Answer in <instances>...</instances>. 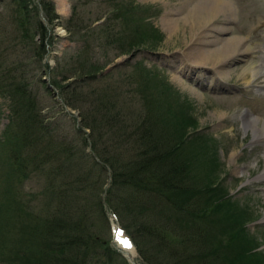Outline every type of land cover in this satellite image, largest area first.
Listing matches in <instances>:
<instances>
[{
	"label": "rangeland",
	"instance_id": "rangeland-1",
	"mask_svg": "<svg viewBox=\"0 0 264 264\" xmlns=\"http://www.w3.org/2000/svg\"><path fill=\"white\" fill-rule=\"evenodd\" d=\"M33 1L50 35L49 41L44 39L46 44L41 60L38 59L36 51L26 46L24 42H18L14 36L13 23L9 16L13 10L12 1L0 0V49L6 50V63L17 60L10 63L16 66L10 76H18L20 67L18 63H25V66L20 68L28 71L26 78L30 75L31 80H26L27 95L30 106L38 110L35 112V121L39 122L33 129V132L37 134L35 137L32 133L29 138L28 133L31 131L22 130L21 120L18 118L14 127H11L10 133L7 132L9 122L6 114L9 103L8 100L0 97V188L3 187L11 192L12 189L16 191L17 201L22 205V210L31 211L42 217L49 211H53L63 201L62 199L55 202L58 199L52 195L57 190L54 185L61 189L60 185L63 186L69 181L72 173L87 172L91 181L98 176L100 183L105 179V184L101 188L104 192L100 194L106 219L102 217V222L99 221L98 208L93 210L87 203L85 206V210L89 209L86 213L87 223L96 235L98 233L102 243H107L105 245L112 251L110 257L116 259V263L124 260L127 264H149L144 256L147 253L154 255L155 249L165 248L169 249L168 251H183L190 263L197 264L193 262L196 255L193 252L196 250L197 246H194L196 243L188 242V237L180 238V233L171 235L170 239L165 238L164 235L162 237L150 235L151 238L147 239L151 244L147 243L145 246L138 244L142 251L146 247V254L137 252L132 238L129 237L130 227L136 226L135 222L128 221L131 215L129 213L124 216L115 215L107 209L104 201L106 199L109 203L119 204L122 189L109 184L112 180L109 167L103 168L102 165L95 164L97 160L92 155V149L100 142L93 137L97 129L93 130V135L90 134L89 129L81 126L79 119L83 116L85 120L86 118L90 120L89 117L94 115L93 128H96V125L104 126L107 122L115 133H124L127 136V131L131 130L142 133L152 116L156 118L160 114L178 116L182 113L187 119V125L183 130L178 131L184 132L185 140L178 151L179 157L182 156L194 165L189 172L195 180L205 182L213 177L219 184L218 194L232 201L233 208L239 207L246 210L245 214L238 219L241 221L240 227L237 225V214L231 219L226 229L229 234L237 230L252 238L250 244L239 238L240 242L237 246L244 248L250 247L251 244L258 245L254 250L263 253L264 261V177L260 176L264 172V135L253 138L252 131L244 126L242 116L245 112L256 120L258 118V126L264 120V72L261 71L255 75L247 74L245 78L241 74L250 60L258 59L257 61L264 64V0H230L234 8L231 14L233 18L229 19V22L224 20L223 15H217L214 18L213 23L221 25L225 22L228 27L221 37L244 39L246 44L254 47L251 55L246 57L237 55L229 59L226 69H221L224 72L223 75L218 79L211 75L214 68L208 67L207 71V67H193L192 73L188 68L190 73L183 69L178 72L176 69L183 63L190 65L195 59L200 60L198 55H190L189 50L192 51L196 47V45L193 46V42L206 39L203 37L206 33L204 26H189L184 23V26L177 28L176 33H173L175 26L172 22L168 21L169 26L166 25L165 13L170 12L169 17L172 18L173 14L183 8L185 0H49L54 13L59 17L54 24L46 22L38 0ZM69 17H71V27L77 19V25H80L79 28L83 31L69 33L63 26L64 20ZM172 25L174 27H171ZM132 27L139 35V43L134 47V51L119 53L115 44L110 45V43L108 46L103 44V36L110 32L121 36L126 42L133 32ZM84 31L91 33L89 40L92 43L89 45L87 55L97 64H101L102 69L94 78L74 76L62 80L60 77L62 74L58 75L56 67L58 69V67H65V64H71L81 45L80 41L70 39L69 35L77 32L81 34ZM144 31L149 36H146ZM191 31H193L192 35ZM98 38L106 48H99V45H96ZM197 47L202 50L211 46L198 45ZM6 63L0 60L1 66H9ZM5 68L10 66L1 67L0 73ZM144 70L156 71L159 78L168 84L169 89L163 90L158 87L154 90L155 92L143 89V86L146 88V83L143 82L140 73H144ZM122 77L126 83L130 82L131 90L137 91V85L143 90L137 94L134 91H124V93L122 91L121 96H118L120 87L117 90L110 87L109 93L104 90L114 82L121 84L119 80ZM108 94H111V97ZM150 95L155 101L149 99ZM160 98L167 101V107L157 104ZM157 120L159 121L158 118ZM189 122L195 124L194 128H190ZM166 130L168 138L176 133V130H171L169 124L166 125ZM20 136L24 142L18 141ZM188 151H194V153H188ZM207 152L211 155L213 153V161L216 165L214 169L204 165L208 161ZM67 154L69 161L65 159ZM192 157H194L193 161H191ZM111 162L113 166H117L121 161L112 158ZM201 164L203 166H200ZM59 165L62 168L59 169ZM83 191L79 197L87 202L94 199L97 192L90 191V188ZM73 194L74 197L77 196L74 192ZM18 210L19 205L13 206L12 211ZM221 210L211 213L202 223L205 225V230L202 229V231L207 235L203 240L207 241V245L210 244L213 249L209 252L205 250L207 263L212 258L219 260L222 257V253L215 247L214 241L209 236V231H222L213 223L215 218L218 222L226 216V211ZM135 211L130 208L132 217L135 219L141 217ZM146 215L154 217L152 211ZM146 215L142 214L143 217ZM148 220L142 224L141 229L144 228V231L147 230L145 226L149 225ZM2 224L1 220L0 229ZM115 230L121 232L124 239L130 240L132 249L117 243L114 237ZM4 231L8 233V238L5 234L6 237L3 238V244L0 246L2 250L9 246L10 241L13 242L16 229L5 230L4 228ZM231 235L230 237L233 238ZM234 235L238 238L235 233ZM189 236H198V241L202 239L200 232L196 231ZM99 244L100 241L96 240L91 246L99 252L101 250ZM90 251L89 257L92 254V250ZM89 257L87 253L84 255V259L88 260ZM94 263L93 259L90 264ZM171 264L174 263L171 262Z\"/></svg>",
	"mask_w": 264,
	"mask_h": 264
},
{
	"label": "trees",
	"instance_id": "trees-1",
	"mask_svg": "<svg viewBox=\"0 0 264 264\" xmlns=\"http://www.w3.org/2000/svg\"><path fill=\"white\" fill-rule=\"evenodd\" d=\"M10 1H12L13 10L9 16L13 23L15 38L18 42H24L26 46L36 51L38 59L41 60L46 44L44 39L46 38L49 41L50 35L49 29L40 19L38 8L33 0ZM38 3L42 7L46 22L49 24L57 22L59 17L54 13L51 2L49 0H38ZM70 21L71 17L66 18L63 23L64 28L69 33L81 30L79 28L80 25H77V19L72 27ZM131 30L133 32L126 42L121 36H116L115 33L111 32L103 36L104 41L102 42L105 46H108L110 43V45L115 44L119 53H130L134 51V47L139 43V35L136 34V30L134 27ZM75 34H70L69 38L80 41V49L71 64H65V67H58V69L56 67V72L58 70V75L62 74L60 76L62 80L74 76L94 78L101 71L102 67L100 66L101 64H97L95 60L87 55L89 45L92 43L89 40L91 33L84 31L81 34ZM144 34L149 36L145 31ZM103 44H101L99 38L96 40V45H99V48H106ZM6 59V50L0 49V60L6 63ZM12 61L16 62L17 60H11L6 63L10 68H5L0 73V97L5 98L9 103L6 114L9 125L6 131L10 133L11 127H14L16 118H18L21 120V129L31 131L28 133L29 138L32 133L35 137L37 134L33 132V129L39 122L35 121V112L38 110L30 106L27 95L28 82L26 80H31L29 78L30 75L26 78L28 71L20 68L25 66L23 62L21 64L18 63L20 65L18 76H10L16 68V66L10 65ZM9 66L0 65V68ZM158 75L156 71L152 70H144V73L141 72L140 76L143 82L146 83V88L143 86V89H149V91H154L158 87L163 88V90L169 89L168 84L164 80H161ZM119 81L121 84L114 82L109 87H105L104 90L109 93L111 91L110 87L116 90L120 87L121 90L118 96H121L124 91H134L137 94L141 92L140 90H143L138 85L137 91L131 90L129 88L130 82L127 81L128 83H126L123 77ZM163 92L165 93V91ZM108 96L111 97V94H108ZM149 99L155 101L151 95ZM159 103L161 107H167L168 105L167 101L163 98H160L157 104L159 105ZM177 109L179 111L180 108L178 107ZM166 115H158L159 121L156 117L152 116L150 123L146 124L142 133H138L137 130H131L127 131V136L124 133H115L108 126L107 122L104 123V126H99L101 128L97 125L96 128H93L95 126L93 125L94 115L89 117L92 120L91 122L88 118L85 120L83 116L79 118L82 123L81 126L89 129L90 134L93 135V130L97 129L93 137L100 142L96 143L97 146L94 145L95 147L93 146L92 149V155L97 160H94V162L96 161L95 164H100L103 168L104 166L109 167L111 170L109 174L112 179L109 184L122 189L119 204L109 203L108 200L104 199L107 209L111 210L115 215L121 214L124 216L126 213L131 215L128 221L135 222L136 226L130 227L127 224L131 228L129 237L132 238V242L138 253L140 251L146 254V247L142 251L138 244H144V246L147 243L151 244L147 239L150 235L153 237H162L164 235L165 238L170 239L172 238L171 235L180 233V238L185 239L188 237V242L196 243L194 245L197 246L196 250L193 251L196 254L193 260L194 263L264 264L263 253L254 250L258 245L253 246L251 244L250 247L246 246L244 248L237 246L240 239L250 244L252 238L244 235L241 231L237 232V230H233L238 236V238H235L231 230L232 233L230 232V234H232V238L226 229L227 225L231 223L232 218L238 214L236 216V220L238 221L245 214L246 210L239 207L233 208L232 201L218 194L219 184L213 177L211 180L205 182L203 180H195L189 172L190 168H194V165L182 156L179 157L178 151L184 145V132L180 133L178 131L186 127V117L182 113L178 116L174 114ZM167 124L171 126L172 131L176 130V133L169 138L166 130ZM188 125L190 128H194L195 126L192 122H189ZM24 126L27 128L25 129ZM88 137L90 138V135ZM18 141L24 142L21 136ZM188 153H194V151H188ZM112 158L121 162L117 166H113L111 162ZM213 158V153L212 155L208 153V163L206 162L204 165H208L211 169H214L216 165ZM65 159L69 161L68 154L65 156ZM193 160L194 157H192L191 161ZM200 166L203 165L201 164ZM60 167L59 165V169ZM89 177L90 175L87 172L83 174L79 172L72 173L69 181L65 182L63 186L60 185L62 190L58 189L59 186L54 185L57 190L52 195L58 199L55 202L62 199L63 201L53 211H49L48 214L42 217L31 211L22 210V205L17 201L18 193L13 189L11 192L1 187L0 221L2 220L3 224L0 229V246L3 244V238L6 237L5 234H7L8 238V233L4 231V228L5 230L9 228L16 229V232L14 233L13 242L11 243L10 241L9 246L5 250L0 249V264H90L93 259L95 260L94 264H127L124 260L121 263H116V259L110 257L112 251L105 245L107 243H102V239L98 233L96 235V232L92 231L90 224L87 223L86 213L89 210H85L87 203H89L93 210H95L94 208H98L99 221L102 222V217L104 220L106 219L100 194L104 192L101 188L105 184V179L100 183L98 176H96L98 180L92 181L89 180ZM21 178L22 175L20 176ZM89 188L90 191H97L95 198L89 202L87 200L84 201L83 198L80 199L79 195L84 192L83 190ZM108 190L110 191V189ZM73 192L77 194L76 197H74ZM15 205H19L17 212L12 211ZM130 208L136 210L135 213L141 215V217H136V219L132 217ZM221 209L226 211V216L219 219L218 222L217 218H215L213 223L222 231H209V236L214 241L215 247L222 253V257L219 260L212 258L207 263L205 250L209 252L213 249L210 244L207 245V241L203 240L207 235L202 231V229L205 230V225H202V223L211 213L222 211ZM150 211H152L154 217H147L146 214ZM141 213L146 216L143 217ZM147 219H149L147 222L149 225L145 226L147 230L144 231V228L141 229V227ZM151 221L152 223L150 224ZM240 224L241 221H238L237 225L239 226ZM194 231L200 232L202 235L200 241H198V236H189ZM96 240L100 241L98 246L101 250L99 252L91 246ZM30 244L31 246L29 247ZM24 245L25 247H22ZM156 246L159 247L158 245ZM7 249L8 251L6 252ZM90 250H92V254L89 257ZM168 250L165 248L155 249L154 255L147 253L144 259L149 264H171V262L174 264H193L190 263L188 256L183 251ZM86 253L89 257L88 260L84 259ZM158 254L161 255L158 256Z\"/></svg>",
	"mask_w": 264,
	"mask_h": 264
},
{
	"label": "bare ground",
	"instance_id": "bare-ground-1",
	"mask_svg": "<svg viewBox=\"0 0 264 264\" xmlns=\"http://www.w3.org/2000/svg\"><path fill=\"white\" fill-rule=\"evenodd\" d=\"M233 9L234 8L230 0H185V5L183 6V8H181L180 11L176 12V14L172 13L173 14L172 18L169 17L170 12L165 13V17H167L165 18L167 20V23L165 22L166 25L168 24V21H171L172 24L175 26V27L173 25L171 26L174 27L172 31L173 33H176L177 28L184 26V23H187L189 26L198 25V27L200 26L205 27L204 29L206 33L203 37L206 39L202 41H195L193 43L191 42L193 46L196 45V47H194L192 51L189 50L190 55L191 54L193 56L198 55L199 56L198 59L200 60L195 59L190 65L186 63L183 64L180 63L181 67L176 68L178 72H181L183 69L185 71L187 70V72L189 73L191 71L192 73L191 69L193 67H198V68L207 67V71H208L209 70L208 67H209L215 69L214 72L212 71L213 74L211 72V75H214L215 79L216 78L218 79L223 75L224 72L221 69L222 68L226 69L225 66L228 65L227 62L229 61V59H232L234 56L237 55L241 57H246L247 55H251V51L253 50L252 48L254 47L251 46L250 44H246L244 39H239V38L237 39V37L236 38L221 37V34L226 33V31L228 30V27L225 25V22L224 23L222 22L221 25H217L213 23V20L217 15H223V17L225 16L224 20L229 22L230 21L229 19L233 18V17L231 18ZM192 33L193 31H191V35ZM198 45H210L211 47H207L204 49L202 48L201 50V48L197 47ZM257 60L258 59L250 60L248 65L241 71L242 77L245 78V75L247 74L255 75L258 72L259 73H261V71L264 72V64H261L262 62H259ZM208 64L210 66H208ZM187 68L190 69V71H188ZM245 81L247 82V79ZM215 82H217V80ZM242 116L244 118L243 119L244 126L252 131L253 138H257L259 135L260 136L264 135V120L262 121L261 125L258 126L257 125L258 118L256 120V118L252 117L251 115L245 112L242 113ZM260 176L264 177V172H262ZM114 237L116 238L117 243L122 245L119 242L121 239H124L121 236V232L115 230Z\"/></svg>",
	"mask_w": 264,
	"mask_h": 264
},
{
	"label": "snow or ice",
	"instance_id": "snow-or-ice-1",
	"mask_svg": "<svg viewBox=\"0 0 264 264\" xmlns=\"http://www.w3.org/2000/svg\"><path fill=\"white\" fill-rule=\"evenodd\" d=\"M121 235H122V233H121ZM119 242L126 248L130 249L132 247V244H131L130 240H128V239H121Z\"/></svg>",
	"mask_w": 264,
	"mask_h": 264
}]
</instances>
